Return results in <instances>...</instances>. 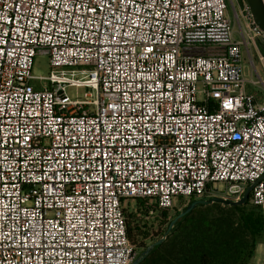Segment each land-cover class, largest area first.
Listing matches in <instances>:
<instances>
[{"label":"built area","instance_id":"1","mask_svg":"<svg viewBox=\"0 0 264 264\" xmlns=\"http://www.w3.org/2000/svg\"><path fill=\"white\" fill-rule=\"evenodd\" d=\"M230 3L0 0V264H132L128 202L264 212V31Z\"/></svg>","mask_w":264,"mask_h":264},{"label":"trees","instance_id":"2","mask_svg":"<svg viewBox=\"0 0 264 264\" xmlns=\"http://www.w3.org/2000/svg\"><path fill=\"white\" fill-rule=\"evenodd\" d=\"M248 206L249 200L240 206H196L141 264H249L264 238V212ZM137 231L127 218L134 246L141 236Z\"/></svg>","mask_w":264,"mask_h":264},{"label":"rangeland","instance_id":"3","mask_svg":"<svg viewBox=\"0 0 264 264\" xmlns=\"http://www.w3.org/2000/svg\"><path fill=\"white\" fill-rule=\"evenodd\" d=\"M237 9V4L230 3V14L232 16L233 22L236 25V29H238L241 20H238L235 10ZM236 38H240L238 34H236ZM254 61L257 69L259 70L262 77H264V70L256 57L254 55ZM50 64L49 59L46 56H37L34 60V68L33 73L36 76L48 75L50 72ZM243 69L244 76L246 79L250 80L251 73L253 72L252 64L247 55V50L245 49L244 53V61H243ZM80 94L81 98L84 99L85 89H70L69 93L74 96L76 92ZM248 91L257 92L258 88H254L251 85H248ZM217 187V186H216ZM220 188H223V185H220ZM191 203V202H190ZM186 203V200L181 198L177 200L175 207L170 210L163 211L161 213H157L154 217L150 219L145 218L144 212H142L143 205L141 202H128L126 204V215L128 221L132 224L133 227H137L139 231L137 244H136V258L151 244L162 239L168 231V228L171 222L180 214L185 208L190 204ZM248 208H253V205L249 203ZM140 210V211H139ZM167 239V238H166ZM249 264H264V238L260 241L256 248V252L254 257L250 260Z\"/></svg>","mask_w":264,"mask_h":264},{"label":"water","instance_id":"4","mask_svg":"<svg viewBox=\"0 0 264 264\" xmlns=\"http://www.w3.org/2000/svg\"><path fill=\"white\" fill-rule=\"evenodd\" d=\"M246 2L249 5V8H250L255 24L262 31H264V3H263V0H246ZM251 189H252V186H249L244 197L239 201H232V200L223 199L220 197H212L209 199L194 200L185 208L184 211L178 214V216L171 222L165 236L159 241L148 246L137 258H135L132 264H141L152 253V251L157 246H159L166 240V238L171 234L172 230L176 226V223L182 218H184L185 216H187L196 206L211 205L213 203H221L223 205H229V206H240V205L245 204L249 200Z\"/></svg>","mask_w":264,"mask_h":264},{"label":"flooded vegetation","instance_id":"5","mask_svg":"<svg viewBox=\"0 0 264 264\" xmlns=\"http://www.w3.org/2000/svg\"><path fill=\"white\" fill-rule=\"evenodd\" d=\"M235 4H237V8L239 9L242 5L244 0H233Z\"/></svg>","mask_w":264,"mask_h":264}]
</instances>
